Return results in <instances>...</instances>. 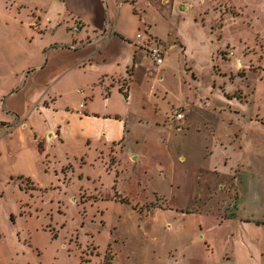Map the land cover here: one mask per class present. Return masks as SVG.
Listing matches in <instances>:
<instances>
[{"label": "rangeland", "instance_id": "374dc122", "mask_svg": "<svg viewBox=\"0 0 264 264\" xmlns=\"http://www.w3.org/2000/svg\"><path fill=\"white\" fill-rule=\"evenodd\" d=\"M158 6L164 63L144 49L104 120L16 85L61 6L0 0V264H264V0ZM12 86L26 113L3 114Z\"/></svg>", "mask_w": 264, "mask_h": 264}, {"label": "crops", "instance_id": "0c3cea01", "mask_svg": "<svg viewBox=\"0 0 264 264\" xmlns=\"http://www.w3.org/2000/svg\"><path fill=\"white\" fill-rule=\"evenodd\" d=\"M160 1L48 0L52 4L61 6V10L56 16L53 15L55 18L53 26L50 27V33L48 30L43 33L38 32L47 37V41L41 44L38 51L41 57L37 58L36 64L27 67L28 72L24 77L25 69L22 70L16 85L22 82L25 84L39 74L41 81L50 83L55 89L54 97H50L53 104L58 97L67 99L69 95L74 94L77 99L78 92L80 102L76 103V114L86 117L95 115V118L103 115L104 120L110 119L114 115L110 113V103L116 91L119 95L130 97V84L138 70V58L145 49L141 41L137 39V33L144 31L147 34L143 36L142 42L149 37L156 39L165 55L166 50L154 22L157 17L152 13L154 8L159 9ZM76 22L81 25L78 30L73 28ZM61 28L69 34L65 42L52 40L54 38L48 39L51 34L53 37ZM237 62L238 67H243L241 60L238 59ZM161 65L157 67L160 69ZM77 84L81 88L77 89ZM17 86H12L3 94V97L6 94L9 95L4 102V115H19L18 111L26 113L23 111L27 107V100L25 96L19 95ZM96 91L100 92L102 98L100 108L96 103L98 100ZM81 103H85V107H81ZM44 110H48V107ZM180 111H183L184 117L181 119H184L187 116L185 109L182 108ZM19 128L33 132L32 124L27 121L23 122ZM122 130L124 134L127 132L125 125ZM52 133L50 132V135ZM103 134L102 136L108 139L104 145L108 149L111 145H121L122 139L117 141L120 137H111L107 131ZM82 160L86 163L84 157L81 158V163ZM68 164L77 166V158L75 163L68 162ZM114 164L110 162L111 166ZM25 178L27 177L24 174L18 176L19 180Z\"/></svg>", "mask_w": 264, "mask_h": 264}, {"label": "built area", "instance_id": "2783aa9c", "mask_svg": "<svg viewBox=\"0 0 264 264\" xmlns=\"http://www.w3.org/2000/svg\"><path fill=\"white\" fill-rule=\"evenodd\" d=\"M80 26V23L76 22L73 28L74 30H78ZM136 36L137 39L141 41V45L144 46L148 55L157 63V65H161L164 62V53L161 47L159 46L158 41L154 38L149 37L147 40L142 42L144 36L142 32H138ZM81 107H85V103H81ZM176 117L178 119L183 118V111H178Z\"/></svg>", "mask_w": 264, "mask_h": 264}]
</instances>
